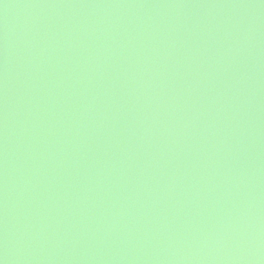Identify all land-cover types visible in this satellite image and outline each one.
<instances>
[{"label": "water", "instance_id": "1", "mask_svg": "<svg viewBox=\"0 0 264 264\" xmlns=\"http://www.w3.org/2000/svg\"><path fill=\"white\" fill-rule=\"evenodd\" d=\"M0 264H264V0H0Z\"/></svg>", "mask_w": 264, "mask_h": 264}]
</instances>
